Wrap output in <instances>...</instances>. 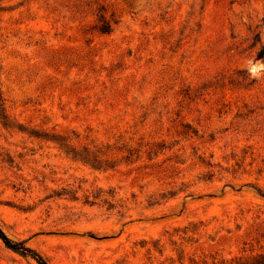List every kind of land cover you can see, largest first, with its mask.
<instances>
[{
  "label": "rangeland",
  "instance_id": "rangeland-1",
  "mask_svg": "<svg viewBox=\"0 0 264 264\" xmlns=\"http://www.w3.org/2000/svg\"><path fill=\"white\" fill-rule=\"evenodd\" d=\"M261 46L264 0H0L1 230L48 264L264 252Z\"/></svg>",
  "mask_w": 264,
  "mask_h": 264
},
{
  "label": "trees",
  "instance_id": "trees-1",
  "mask_svg": "<svg viewBox=\"0 0 264 264\" xmlns=\"http://www.w3.org/2000/svg\"><path fill=\"white\" fill-rule=\"evenodd\" d=\"M98 10L100 12L101 10H103V8L99 7ZM96 21L97 22L94 25V29L100 34L110 33L112 29V24L115 23V21L113 20V14H110V18H106L105 16H103V14H97ZM263 57H264V46H261L256 53V58L262 59ZM57 136L61 137L60 139H62L61 135H57ZM55 140L57 141L56 138ZM254 190L259 196L264 197V192H262V190H260L259 188H254ZM0 241L5 248L11 250L12 252L20 256L28 257L32 259L36 264H48V262L45 260V258L42 255H40L34 249L26 246L25 241H13L9 239L1 230V228H0ZM240 264H264V252L255 254L250 259L245 260L243 263Z\"/></svg>",
  "mask_w": 264,
  "mask_h": 264
}]
</instances>
